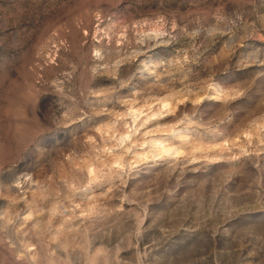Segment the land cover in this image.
<instances>
[{
  "label": "rangeland",
  "instance_id": "obj_1",
  "mask_svg": "<svg viewBox=\"0 0 264 264\" xmlns=\"http://www.w3.org/2000/svg\"><path fill=\"white\" fill-rule=\"evenodd\" d=\"M0 264H264V0H0Z\"/></svg>",
  "mask_w": 264,
  "mask_h": 264
}]
</instances>
